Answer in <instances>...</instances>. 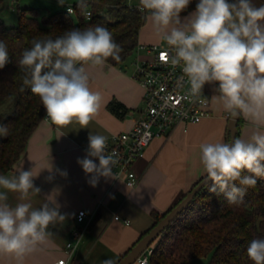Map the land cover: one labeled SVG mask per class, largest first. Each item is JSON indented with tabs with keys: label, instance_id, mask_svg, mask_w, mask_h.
Returning <instances> with one entry per match:
<instances>
[{
	"label": "clouds",
	"instance_id": "1",
	"mask_svg": "<svg viewBox=\"0 0 264 264\" xmlns=\"http://www.w3.org/2000/svg\"><path fill=\"white\" fill-rule=\"evenodd\" d=\"M192 2L139 0V6L172 51L170 63L182 65L190 96L206 103L205 84H218L214 89L218 94L212 98L222 102L233 121L242 117L256 129L247 140L232 137L228 142L200 145V161L213 190L218 187L229 204H236L247 187L257 183L256 177H264V132L260 131L264 128V5L257 7L252 0H197L195 10L182 20L181 13ZM58 4L63 6L64 0ZM121 51L106 27L73 28L55 39L34 41L23 51L18 66L24 73L23 85L39 98L57 129L73 123L88 128L102 97L89 87L85 65L104 66L109 58L119 60ZM8 63L7 43L0 40V69ZM8 134V127L0 125V136ZM88 141L86 156L77 163L90 174L89 183L95 187L100 177L113 176L117 154L106 153L107 137L103 135L90 132ZM245 170L253 175H242ZM55 171L67 176L66 171ZM33 177L32 170L23 167L15 175H0V255L13 257L17 264L48 241L52 235L49 225L66 219L58 204L33 207L31 197L41 192ZM53 179V175L46 177L47 182ZM10 192L18 193L21 202L11 205ZM247 256L254 264H264V238L250 242ZM102 264L115 262L106 259Z\"/></svg>",
	"mask_w": 264,
	"mask_h": 264
},
{
	"label": "crops",
	"instance_id": "2",
	"mask_svg": "<svg viewBox=\"0 0 264 264\" xmlns=\"http://www.w3.org/2000/svg\"><path fill=\"white\" fill-rule=\"evenodd\" d=\"M252 2L257 7L264 5V0ZM19 3L21 0H15V4ZM188 15H181L182 20ZM161 41L147 17L138 42ZM136 61L135 55L121 65L108 61L104 66L85 65L89 87L102 97L101 107L88 128H80L73 123L57 129L45 116L31 134L19 161L4 174L15 175L22 167L32 170L34 186L41 189L38 196L31 197L33 207L38 208L45 202L58 204L61 214L66 217L62 223L49 225L51 237L25 256L22 264H52L63 257L67 259L66 264H102L106 259H112L117 264L152 226L155 221L153 212L162 214L169 210L205 174L200 161V145L226 142L228 113L224 111L222 102L212 98L218 94L214 91L218 84H207L209 114L201 121L190 124L186 131L180 125L167 135L154 138L144 155L134 163L139 175L135 187L127 186L114 173L112 177H100L97 185L91 186L90 174H86L77 163L78 158L86 156L89 133L109 137L126 131L144 109L143 87L133 75ZM116 103L125 109L123 115L113 111L112 106ZM255 130L243 118L239 138L247 140ZM260 131L264 132V128ZM92 159L99 164L97 159ZM51 166L52 172L49 171ZM56 169L66 171L67 176H61ZM49 175L54 176L51 182L46 181ZM18 196V193H8V202L15 206L21 202ZM82 208L88 214L93 213L94 218L83 231L74 254L68 256L66 244L77 225V211ZM116 215L120 218L116 219ZM124 219L130 223L126 224ZM0 264H17V261L11 256L0 255ZM132 264L140 263L136 260Z\"/></svg>",
	"mask_w": 264,
	"mask_h": 264
},
{
	"label": "trees",
	"instance_id": "3",
	"mask_svg": "<svg viewBox=\"0 0 264 264\" xmlns=\"http://www.w3.org/2000/svg\"><path fill=\"white\" fill-rule=\"evenodd\" d=\"M196 2L193 0L181 15L193 12ZM73 5V13L61 9L40 17L38 7L17 4L20 13L16 25L8 26L0 20V40L7 43L9 52V63L0 69V104L13 97L12 112L0 121V125H6L9 130L8 136H0V175L19 161L31 134L46 116L39 98L32 94L30 87L23 85L24 73L18 66L23 51L31 48L34 41L55 39L73 28L83 30L100 25L112 33L122 49L119 60L109 58V63L121 65L135 57L140 30L147 22L146 11L130 5L128 0H80ZM86 8L91 11L89 18L85 15ZM112 109L119 115L125 113L119 103L113 104ZM242 124L241 117L237 137ZM228 138L229 135L226 142ZM206 175H201L192 187ZM242 175L253 174L245 170ZM256 180L236 204H229L218 187L213 190L211 181L203 186L152 244L149 264H198L197 260L204 257L207 259L201 264H254L247 256V248L253 239L264 238V177H256ZM171 208L162 214L153 212L155 221L140 238Z\"/></svg>",
	"mask_w": 264,
	"mask_h": 264
},
{
	"label": "built area",
	"instance_id": "4",
	"mask_svg": "<svg viewBox=\"0 0 264 264\" xmlns=\"http://www.w3.org/2000/svg\"><path fill=\"white\" fill-rule=\"evenodd\" d=\"M11 2L14 3L15 0ZM128 2L140 8L138 2L134 3V0ZM64 7L67 12L69 8L71 9L69 13L75 11L73 4L64 3ZM85 15L87 18L91 16L89 8L85 9ZM136 53V69L133 75L143 87L144 109L130 129L107 137L106 149L107 154L113 151L117 154V163L113 165L112 172L116 178L123 179L129 187H135L139 181L134 163L144 155L147 146L154 138L167 135L180 125L186 131L190 124L201 121L210 112L207 84L202 90L207 101L201 104L198 99L190 96V86L182 71V65L174 66L170 63L169 57L173 53L164 41L138 42ZM227 116L230 118L229 114ZM93 218L94 214H88L83 208L77 211V225L66 244L68 256L74 254L83 231ZM115 218L120 217L116 215ZM123 221L126 224L130 223L128 219ZM81 223L83 225H80ZM152 251L153 246L150 245L137 261L140 264H149ZM66 261L67 259L63 257L52 264H66Z\"/></svg>",
	"mask_w": 264,
	"mask_h": 264
},
{
	"label": "water",
	"instance_id": "5",
	"mask_svg": "<svg viewBox=\"0 0 264 264\" xmlns=\"http://www.w3.org/2000/svg\"><path fill=\"white\" fill-rule=\"evenodd\" d=\"M238 121L239 119L233 121L231 117L229 118V132L227 133L229 138L227 142L230 140V138L237 137ZM209 182L210 180L207 179V175L203 177L175 206L171 208V210L162 219H160L144 236H142V238L138 240L134 246H132V248L120 259L117 264L134 263L145 251V249L157 240L161 232L176 218V216L191 203L201 188Z\"/></svg>",
	"mask_w": 264,
	"mask_h": 264
},
{
	"label": "rangeland",
	"instance_id": "6",
	"mask_svg": "<svg viewBox=\"0 0 264 264\" xmlns=\"http://www.w3.org/2000/svg\"><path fill=\"white\" fill-rule=\"evenodd\" d=\"M80 0H64V3L74 4ZM11 4V5H9ZM22 7H38L40 9V17L48 16L49 14L64 9V5L61 6L58 4V1L55 0H21L19 3ZM20 11L17 9V4L14 5L9 0H3L0 3V20H3L6 25L12 26L16 25L19 20ZM137 56V53L135 54ZM13 109V97L8 98L6 101L0 104V121L6 116L10 115ZM206 257L199 258L197 260L198 264L204 263Z\"/></svg>",
	"mask_w": 264,
	"mask_h": 264
}]
</instances>
